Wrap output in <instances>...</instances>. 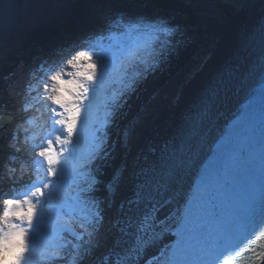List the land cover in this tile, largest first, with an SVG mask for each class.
Masks as SVG:
<instances>
[{
	"label": "snow or ice",
	"instance_id": "obj_1",
	"mask_svg": "<svg viewBox=\"0 0 264 264\" xmlns=\"http://www.w3.org/2000/svg\"><path fill=\"white\" fill-rule=\"evenodd\" d=\"M4 27L0 21V32ZM142 34L155 37L144 55L132 43ZM190 43L172 17L115 11L79 45L86 50L21 61L22 90L15 73L0 74V156L13 185L28 178L23 199L3 200L0 264L8 253L9 264H31L53 235L62 243L50 264H219L264 228V15L169 134L132 155L148 107L119 132L128 101ZM117 67L121 88L106 101L104 120L93 122ZM38 119L44 134L34 143L29 126ZM243 251L249 264H264V248L248 244Z\"/></svg>",
	"mask_w": 264,
	"mask_h": 264
},
{
	"label": "rangeland",
	"instance_id": "obj_2",
	"mask_svg": "<svg viewBox=\"0 0 264 264\" xmlns=\"http://www.w3.org/2000/svg\"><path fill=\"white\" fill-rule=\"evenodd\" d=\"M73 1H77V0H29L28 9L22 15L16 28L11 31L1 32L0 74H2L6 68L13 69V67H17L21 61L25 63L26 61L23 57L26 55V52L22 49V43L25 37L28 34L35 31L36 29H38L39 27H41L42 25L46 24L52 17L59 16L62 12L66 10V8ZM104 1L106 4L107 3L109 4V0H104ZM134 1L142 2L141 0H132L131 2ZM148 1L149 2L152 1L154 4H156L155 0H145V2ZM166 1H171L173 3H181L183 5L191 7L196 12V14L199 17V20L203 25L201 27L202 32H199L195 28L186 25L184 22L181 25H183L187 29L188 36L200 42V44L202 45V52L193 60V62L188 67L178 72L177 75L173 79H171V81L167 84V86H165V88L162 89L159 92V94L155 96V99L150 101L149 104L146 106L149 109H151L152 114L147 119H142L141 123L137 126L136 131L138 138L134 141L132 155H135V152L137 150V145L139 144L140 140L145 136V133L147 132L150 124L157 119L158 115L161 113L163 108L167 106L170 102L176 100L177 95L183 84L185 82H188L191 78H193V76L196 75L198 69L200 68L202 69L204 65L207 63V60L212 55L215 44H217L216 42L220 39L219 36L221 34L222 27L219 30V26L223 19V16H225L227 13L231 14L230 12L231 8L228 9L224 5L218 6V4L210 0H192L191 3H189L188 0H166ZM16 2L18 4V13L20 14L22 0H16ZM102 6L103 3H100L98 6H96L94 9V13L96 17L102 18L104 20V17L106 15H104L105 10L104 8H102ZM179 16L183 20L186 19V16L184 14L180 13ZM101 28L102 26L98 27L95 30L91 29L79 36H73L70 38L68 37V42L67 44L62 46L61 51L50 58H54V59H60L61 57L70 58L71 55L74 54L73 51L74 48L79 47V45L82 42H84L89 37L90 34L99 32ZM153 39L154 37L150 34L135 35L132 39V43L135 44L133 51L140 49L141 54H143L144 53L143 50L150 47ZM15 49L21 50V54L14 57L11 55L12 54L11 51ZM79 50L83 51L86 49L83 47H79ZM1 55L3 57L2 59H1ZM43 57L44 56L38 58H43ZM7 61L10 62V65L8 66H6L7 65L6 63H8ZM14 64H16V66L11 67ZM23 72L26 73L25 71ZM120 79H121L120 70L117 67L116 69L113 70L110 76L108 86H106V90L100 93L99 99L93 107L91 121L102 122L104 120L105 112H106V107H105L106 101L114 93L118 92L116 91V89L121 88ZM139 115H141V112L139 113ZM41 122L43 121L40 120V124ZM111 134H112V138L115 139L117 135V129L116 128L111 129ZM82 147L86 148V146H82ZM19 187H20L19 190L15 188V190L18 191L19 196H16L15 195L16 193L12 194V191H10L9 189L8 191H6V193H10V195H5V197H7V199L15 198V197L18 199H23L24 194L28 191L27 182L23 184L20 183ZM15 222L19 223V221H15ZM58 239L59 238L55 235L51 236L49 240L46 241L41 246L42 250L43 249L47 250V248L51 246H56ZM40 253L39 252L36 254L33 253L31 257H33V255L38 257ZM7 258L8 257L6 255L5 259Z\"/></svg>",
	"mask_w": 264,
	"mask_h": 264
},
{
	"label": "trees",
	"instance_id": "obj_3",
	"mask_svg": "<svg viewBox=\"0 0 264 264\" xmlns=\"http://www.w3.org/2000/svg\"><path fill=\"white\" fill-rule=\"evenodd\" d=\"M100 3H103L104 8L109 7L105 15L115 11H124L130 15H161L172 17L175 22L180 24H182L184 20L179 14L184 13L188 15L185 24H188L190 27H195L197 31L202 32L200 27L202 24L198 16L190 7L181 3L156 0V4L159 8L156 10L142 5L139 1L109 0V4H106L104 0H77L73 1L59 16L52 17L46 24L25 37L22 43V49L26 52V55L23 58L28 64L33 61V58L41 56L50 58L61 51L62 46L67 44L68 37L79 36L91 29L95 30L103 26L104 20L96 17L94 13L95 7ZM201 52L202 45L200 42L191 38V43L182 52L180 58L173 61L169 71L158 74L155 77H150L147 87H142L141 91L128 101L129 106L125 109L127 115L120 121L119 132L122 134L125 125L136 119L141 110L153 100V93L159 94L171 79L182 69L188 67ZM11 53V55L15 57L21 54V50L15 49L11 51ZM142 55H144V53ZM116 91H119V89H116ZM60 243H62V241L58 239L57 245ZM57 245L53 246L52 249L44 255L40 264H50L48 257L57 250ZM56 264H63V262L58 261Z\"/></svg>",
	"mask_w": 264,
	"mask_h": 264
},
{
	"label": "bare ground",
	"instance_id": "obj_4",
	"mask_svg": "<svg viewBox=\"0 0 264 264\" xmlns=\"http://www.w3.org/2000/svg\"><path fill=\"white\" fill-rule=\"evenodd\" d=\"M213 2L218 4V6L224 5L228 9L231 8V14L227 13L223 16L219 26V30L222 27L219 36L220 39L216 42L217 44H215L213 48L212 55L209 57L204 67L198 69L196 75L183 84L176 100L165 106L157 119L150 124L145 136L137 145V149H146L149 142L157 141L170 133L171 122L179 117L181 110L193 100L203 84L232 56L235 47L243 42L246 30L252 29L259 18L264 15V0L258 1L253 10H246L243 7L237 10V8L229 4L227 0H214ZM2 55L1 59L3 58ZM6 64V66H8L10 62ZM18 76L21 77L22 81L25 80L26 76L24 73H19ZM25 182L27 181H22L21 183L23 184ZM2 184L6 186L9 182L4 181ZM0 188L2 187L0 186ZM152 251L153 250H149L146 253V257L150 256Z\"/></svg>",
	"mask_w": 264,
	"mask_h": 264
},
{
	"label": "water",
	"instance_id": "obj_5",
	"mask_svg": "<svg viewBox=\"0 0 264 264\" xmlns=\"http://www.w3.org/2000/svg\"><path fill=\"white\" fill-rule=\"evenodd\" d=\"M128 1H130V0H128ZM210 1H214V0H210ZM258 1H260V0H241V2L243 4V8H245L246 10H253ZM28 2H29V0H22L21 12L19 14L18 13V4H17L16 0H0V21H2L5 25L3 32L11 31V30L16 28V26L18 25L22 15L28 9ZM141 4L144 6L150 7L152 9H156V10L159 9L156 4H154L155 7H153L151 5H147V4L145 5V4H143V2ZM195 14H196V12H195ZM176 15H178V14H176ZM184 15L186 16V19L183 22L186 23V20L188 19V15L187 14H184ZM202 26L203 25H201L200 27H202ZM192 28H195V27H192Z\"/></svg>",
	"mask_w": 264,
	"mask_h": 264
},
{
	"label": "built area",
	"instance_id": "obj_6",
	"mask_svg": "<svg viewBox=\"0 0 264 264\" xmlns=\"http://www.w3.org/2000/svg\"><path fill=\"white\" fill-rule=\"evenodd\" d=\"M141 1H142L143 4H145V5L147 4V5H151V6L155 7V6H154V3H152V1H150V2H149V1H148V2H145V0H141ZM142 2H141V3H142ZM108 6H109V5H108ZM102 8H104V7L102 6ZM108 8H109V7H108ZM108 8H107V7L104 8L105 13L107 12V10H109ZM105 13H104V15H105Z\"/></svg>",
	"mask_w": 264,
	"mask_h": 264
}]
</instances>
